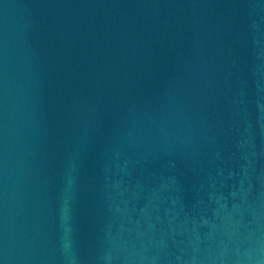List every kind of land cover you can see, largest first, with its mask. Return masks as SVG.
Here are the masks:
<instances>
[{
    "label": "water",
    "instance_id": "1",
    "mask_svg": "<svg viewBox=\"0 0 264 264\" xmlns=\"http://www.w3.org/2000/svg\"><path fill=\"white\" fill-rule=\"evenodd\" d=\"M0 264H264V0H0Z\"/></svg>",
    "mask_w": 264,
    "mask_h": 264
}]
</instances>
